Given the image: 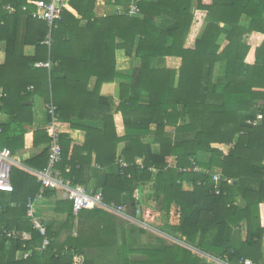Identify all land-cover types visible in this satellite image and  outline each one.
<instances>
[{"label": "trees", "instance_id": "1", "mask_svg": "<svg viewBox=\"0 0 264 264\" xmlns=\"http://www.w3.org/2000/svg\"><path fill=\"white\" fill-rule=\"evenodd\" d=\"M27 1L0 0V43L5 42L0 113L7 114L0 123V146L11 153L24 146L32 104L23 100L38 96L55 107L57 124L70 129L59 135L57 168L72 184L87 189L93 184L105 203L120 204L124 198L135 207L134 188L152 179L154 193L180 208L178 224L163 229L228 263L257 262L264 231L259 219V205H264V0H134L138 16L128 15L127 7L125 13L103 18L94 13L96 0H66L52 27L34 15L35 6ZM122 1L107 0L116 6ZM8 4L15 13L4 9ZM27 47L32 51L25 52ZM117 50L131 59L130 72L117 70ZM155 60L162 66H152ZM39 61H49L50 67H36ZM115 80L118 98L102 96L103 83ZM257 112L259 123L248 124ZM71 130H82L84 141L72 139ZM33 134L36 146L47 143L38 161H28L41 170L47 164L50 130ZM120 142L125 168L116 162ZM214 143L230 148L224 153ZM152 144L159 146L158 153ZM92 151L100 170L89 166ZM198 153L204 158L198 160ZM111 165L117 166L115 173L103 171ZM215 168L237 183H215ZM11 182V192L0 191V219L10 220L3 228L25 231L26 237L0 240V264H76L71 252H61L67 246L83 253V239L57 243L47 230L50 244L39 248L42 236L26 215L27 198L40 188L38 177L13 165ZM183 182L192 190H183ZM238 196L246 201L243 208L237 206ZM55 211L70 218L71 201L57 202ZM242 222L246 240L239 245L233 241L234 229ZM24 252L29 254L24 257ZM150 255L160 264H213L171 246Z\"/></svg>", "mask_w": 264, "mask_h": 264}, {"label": "crops", "instance_id": "2", "mask_svg": "<svg viewBox=\"0 0 264 264\" xmlns=\"http://www.w3.org/2000/svg\"><path fill=\"white\" fill-rule=\"evenodd\" d=\"M133 0H123L120 7L125 10ZM117 6L108 3L107 0H96L94 13L98 17H106L111 14H119L116 12ZM139 15V14H138ZM137 15V16H138ZM84 21L81 22L82 26ZM32 51L31 47H27L26 51ZM125 53L122 50L116 51V68L118 71L130 72V61L128 56L125 58ZM5 59V42L0 43V63ZM124 59L126 63L124 64ZM130 61V62H129ZM40 68V67H39ZM29 88V92L31 93ZM102 96L117 99L119 96L118 80L103 83L100 89ZM23 100L25 104H32V116L29 124L25 125L27 134L25 135V143L22 148H18L12 155L15 158V165L22 166L32 173L39 169L33 168L28 161H38L35 158L40 155V151L47 148V143L36 146L37 135L34 131L40 129H49L50 117L49 103H45L38 96L28 97ZM7 121V114L0 113V123ZM79 124L100 126L101 123L90 121H79ZM57 129L60 133L69 132L70 129L65 125H58ZM168 129H170L168 127ZM72 139L83 142L85 134L82 130H71ZM213 147L221 149L227 153L230 146L214 143ZM91 145L89 146L90 149ZM124 142L117 144L116 154L119 156ZM151 150L154 154L159 152L157 144L151 145ZM85 154V152L83 153ZM34 158V160H33ZM204 158L201 153H198L197 159ZM174 159H172V163ZM92 169L100 170L99 166L94 163V152L92 151V160L89 165ZM116 165H111L103 169L107 173H115ZM214 172L220 170L215 168ZM35 174V173H34ZM230 180V183L236 184L235 180ZM152 179L135 187L133 196L136 198L135 207L130 206L124 198L120 204L103 203L91 209H83L77 214L72 212V216L67 218L66 213L55 211L56 203L61 200H68L63 196V190L52 189L45 190L41 198L35 200L36 214L43 220L48 231L51 232V240L57 243H64L68 238L83 239L85 248L81 254V264H160L151 259V253L156 248L161 246H171L176 249H184L193 254L198 253L203 256L205 261L213 264H231L218 257L212 252L199 250L195 247V243H189L184 237L178 234L170 233L167 229H163L166 224H178L180 219V208L173 201H168L164 197H158L152 190ZM255 187L257 185L255 184ZM93 184H90L88 191L93 190ZM183 190H192L189 183L183 182ZM96 191H100L97 189ZM4 197H8V193H4ZM124 197V195H123ZM237 206L243 208L246 201L240 196L236 197ZM118 206L122 210L117 209ZM96 208V209H95ZM95 209V210H94ZM259 219L264 227V205H259ZM8 218L1 217L0 228L4 227V223L9 222ZM246 240L245 223L242 222L234 229V243L241 245ZM261 256L256 264H264V231L261 238L260 246ZM22 258V254L18 252L16 259ZM74 261L76 262L75 258ZM165 264V263H164Z\"/></svg>", "mask_w": 264, "mask_h": 264}, {"label": "built area", "instance_id": "3", "mask_svg": "<svg viewBox=\"0 0 264 264\" xmlns=\"http://www.w3.org/2000/svg\"><path fill=\"white\" fill-rule=\"evenodd\" d=\"M29 4H33L35 6L34 15L46 22L49 27L54 26L55 22L61 18V11L66 0H28ZM4 9L9 13L13 14L16 11V7L13 5H6ZM22 9H25L23 6ZM116 12L119 14L125 13V10H122L120 6H117ZM126 13L130 16H137L139 14V10L135 5V1L128 6ZM48 42V41H46ZM36 67L49 68V61H39L35 63ZM3 96V93L0 92V97ZM264 104V101L263 103ZM260 105V104H259ZM49 113L50 117V134H49V144L47 151V164L44 169L38 170L34 172L38 177V182L40 183V188L34 197H28L26 200V215L29 219V222L34 230H36L41 236L42 241L39 244V248L41 250L47 249L50 244V239L47 236V228L43 223V220L36 214V206L35 200L37 198H41L46 189H61L63 190L64 198L68 199L72 203V211L74 214H77L83 209H91L103 203V195L101 191L89 192L88 189L80 184H72L67 178L62 175V172L57 168V164L61 160V144L59 141V132L57 129V116L55 115V107L50 104L49 105ZM261 119L260 112H257L256 117L254 119H249L246 122L248 124H257ZM116 162L119 164L121 168H125L128 166V163L123 160L120 156L116 158ZM135 163L139 166H142V159L136 158ZM15 165V158L10 152V149L7 147L0 146V191L11 192L13 190V185L11 182V169L12 166ZM69 170L66 167L65 171ZM194 171H201L200 168L195 166L193 168ZM203 172H207L206 170H202ZM212 180L215 183L220 182L222 179L226 180L230 183V180L222 178L220 172H211ZM219 193V189H216V194ZM117 209L122 210L121 206H118ZM26 237V232L18 230L16 228L13 229H0V240L5 238L6 242L15 239H23ZM69 251L74 256L76 260V264H81V254L76 252L73 248H68L64 246L62 250V254L64 252ZM29 252H24L23 256L26 257ZM239 264H256L250 258H244L239 261Z\"/></svg>", "mask_w": 264, "mask_h": 264}, {"label": "rangeland", "instance_id": "4", "mask_svg": "<svg viewBox=\"0 0 264 264\" xmlns=\"http://www.w3.org/2000/svg\"><path fill=\"white\" fill-rule=\"evenodd\" d=\"M219 44L221 45V47L225 45L224 38H221V39L219 40ZM125 58H126V56H125ZM129 59H130V58H129ZM130 61H131V60H130ZM130 61H129V62H130ZM123 62H124V64H125V63H126V60L124 59ZM130 65H131V67L133 66V65H132V62L130 63ZM152 66L160 67V66H162V61H161V60H155V61H153ZM131 67H130V69H131ZM202 170H203V169H202Z\"/></svg>", "mask_w": 264, "mask_h": 264}]
</instances>
